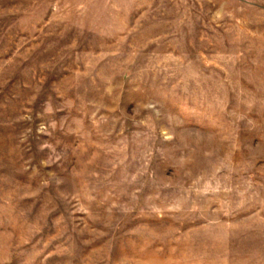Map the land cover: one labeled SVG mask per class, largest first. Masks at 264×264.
Instances as JSON below:
<instances>
[{
	"label": "rangeland",
	"instance_id": "rangeland-1",
	"mask_svg": "<svg viewBox=\"0 0 264 264\" xmlns=\"http://www.w3.org/2000/svg\"><path fill=\"white\" fill-rule=\"evenodd\" d=\"M0 264H264V0H0Z\"/></svg>",
	"mask_w": 264,
	"mask_h": 264
}]
</instances>
